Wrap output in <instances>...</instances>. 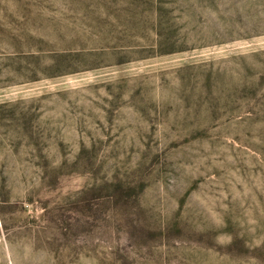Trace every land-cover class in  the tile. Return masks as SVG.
Listing matches in <instances>:
<instances>
[{"label":"rangeland","instance_id":"rangeland-1","mask_svg":"<svg viewBox=\"0 0 264 264\" xmlns=\"http://www.w3.org/2000/svg\"><path fill=\"white\" fill-rule=\"evenodd\" d=\"M0 264H264V0H0Z\"/></svg>","mask_w":264,"mask_h":264}]
</instances>
